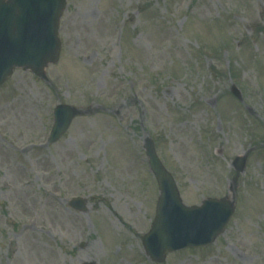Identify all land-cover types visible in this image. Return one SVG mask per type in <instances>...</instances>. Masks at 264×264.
Instances as JSON below:
<instances>
[{
	"label": "rangeland",
	"instance_id": "obj_1",
	"mask_svg": "<svg viewBox=\"0 0 264 264\" xmlns=\"http://www.w3.org/2000/svg\"><path fill=\"white\" fill-rule=\"evenodd\" d=\"M59 34L46 78L0 86V264H158L147 136L186 204L236 198L213 244L161 264H264V0H67ZM60 102L83 113L49 143Z\"/></svg>",
	"mask_w": 264,
	"mask_h": 264
},
{
	"label": "water",
	"instance_id": "obj_2",
	"mask_svg": "<svg viewBox=\"0 0 264 264\" xmlns=\"http://www.w3.org/2000/svg\"><path fill=\"white\" fill-rule=\"evenodd\" d=\"M65 4V0H0V84L17 66L43 76L45 66L58 59L59 17ZM77 113L72 106H58L53 141L62 135ZM145 147L161 190L155 220L143 238L147 254L153 260L164 261L169 251L213 242L224 231L234 203L225 198H210L201 206H186L173 176L157 156L151 138L146 139ZM245 158H237L238 171L243 169ZM73 205L84 209L85 202L79 200Z\"/></svg>",
	"mask_w": 264,
	"mask_h": 264
}]
</instances>
